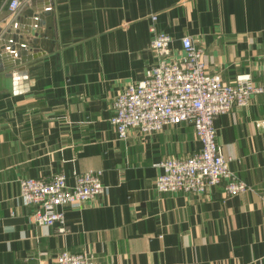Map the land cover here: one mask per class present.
Masks as SVG:
<instances>
[{"label":"crops","instance_id":"crops-1","mask_svg":"<svg viewBox=\"0 0 264 264\" xmlns=\"http://www.w3.org/2000/svg\"><path fill=\"white\" fill-rule=\"evenodd\" d=\"M12 1L0 0V264H56L64 251L98 264H264V94L214 121L250 187L234 196L225 182L158 191L162 161L201 150L193 125L121 140L110 120L114 99L158 63L152 28L174 49L191 36L224 82L264 85V0H18L10 16ZM90 170L107 191L63 207L67 232L33 222L20 179L64 173L74 185Z\"/></svg>","mask_w":264,"mask_h":264},{"label":"built area","instance_id":"built-area-1","mask_svg":"<svg viewBox=\"0 0 264 264\" xmlns=\"http://www.w3.org/2000/svg\"><path fill=\"white\" fill-rule=\"evenodd\" d=\"M21 6L13 0L9 6L14 16ZM154 31L150 46L158 63L147 71L146 77L129 84L113 103L111 117L118 138L128 137L130 129L152 134L169 125L188 123L194 126L201 150L188 158L169 157L162 161L163 169L156 179L162 193L186 192L204 194L225 182L228 196L238 195L250 187L230 168V160L217 142L215 119L234 108L246 107L254 95L264 94V85H257L249 74L240 75L234 83H226L218 73L207 69L204 47L191 36L181 39V48L172 47L173 38ZM100 171L75 174L69 185L64 173L50 179H20L19 197L25 205L35 206L31 219L39 226L58 225V231H68L63 207H79L104 194L107 187ZM3 217L0 214V226ZM56 264H98L92 254L64 251Z\"/></svg>","mask_w":264,"mask_h":264},{"label":"water","instance_id":"water-1","mask_svg":"<svg viewBox=\"0 0 264 264\" xmlns=\"http://www.w3.org/2000/svg\"><path fill=\"white\" fill-rule=\"evenodd\" d=\"M12 28H9V32H11ZM18 30V29H17ZM23 36L20 35V38H22ZM10 39H12V43H10L8 46L10 48L11 51H15L16 55L18 57H21V50H16V42H17V37H11Z\"/></svg>","mask_w":264,"mask_h":264}]
</instances>
